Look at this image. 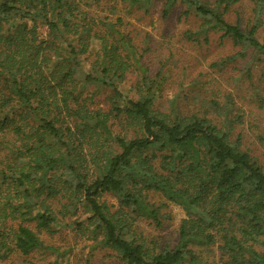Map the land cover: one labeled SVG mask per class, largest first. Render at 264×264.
Masks as SVG:
<instances>
[{
    "label": "trees",
    "instance_id": "trees-1",
    "mask_svg": "<svg viewBox=\"0 0 264 264\" xmlns=\"http://www.w3.org/2000/svg\"><path fill=\"white\" fill-rule=\"evenodd\" d=\"M103 1L0 0V260L47 249L39 234L74 218L77 236L122 264H209L213 246L222 264H264V167L232 137L230 96L159 110L160 74L138 78L120 17L94 15ZM237 2L165 0L163 15L182 6L199 22L188 41L220 34L240 48L226 62L250 50L264 71V0L230 20ZM167 204L184 217L176 244L156 250L132 225L161 228Z\"/></svg>",
    "mask_w": 264,
    "mask_h": 264
},
{
    "label": "rangeland",
    "instance_id": "rangeland-1",
    "mask_svg": "<svg viewBox=\"0 0 264 264\" xmlns=\"http://www.w3.org/2000/svg\"><path fill=\"white\" fill-rule=\"evenodd\" d=\"M164 5L165 0H151L143 6H131L123 0H105L93 11L98 18L107 16L114 20L120 17L118 29L130 37L140 63L139 68L134 65L138 78L143 72L150 78L160 74L159 110L168 112L173 97H178L179 107L186 113L196 109L202 111V101L219 100L223 104L224 97L230 96L231 116L241 119L240 124L236 122L234 125L232 137L239 136L241 149L248 151L264 167V142L261 141L264 139V105L261 106L260 102L264 99L263 63L252 60L250 50L246 51L245 57L226 62L225 59L237 54L240 48L221 38L220 34L210 33L206 40L199 36L198 42L188 41L183 33L195 31L199 22L184 17L182 6L177 5L164 16ZM252 5V0H238L229 19L238 15L245 20L251 14ZM47 33L46 27L38 28L39 37L46 38ZM91 48L96 50L98 42L93 40ZM88 64L89 58L83 63L84 71H87ZM129 87L132 86L126 84L123 90H130L129 94L133 96V89ZM100 200L110 206L116 205L115 199L109 195H103ZM167 205L163 213L168 219L161 228L142 219L132 225V230L156 250L172 248L176 244L178 226L184 217L179 206ZM75 218L81 221L85 216ZM73 220L62 221L51 234H39L47 249L26 256L12 251L0 260V264H122L110 250L95 246L93 241L86 243L77 236L70 227ZM202 252L209 264H222L215 246Z\"/></svg>",
    "mask_w": 264,
    "mask_h": 264
}]
</instances>
